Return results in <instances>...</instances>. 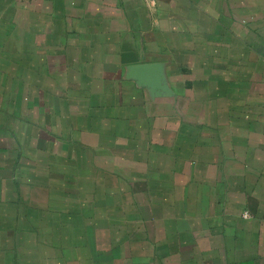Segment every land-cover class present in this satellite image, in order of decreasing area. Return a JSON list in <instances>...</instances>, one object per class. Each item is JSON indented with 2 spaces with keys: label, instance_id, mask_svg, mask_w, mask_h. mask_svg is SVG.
Returning a JSON list of instances; mask_svg holds the SVG:
<instances>
[{
  "label": "crops",
  "instance_id": "0c3cea01",
  "mask_svg": "<svg viewBox=\"0 0 264 264\" xmlns=\"http://www.w3.org/2000/svg\"><path fill=\"white\" fill-rule=\"evenodd\" d=\"M0 264H264V0H0Z\"/></svg>",
  "mask_w": 264,
  "mask_h": 264
},
{
  "label": "built area",
  "instance_id": "2783aa9c",
  "mask_svg": "<svg viewBox=\"0 0 264 264\" xmlns=\"http://www.w3.org/2000/svg\"><path fill=\"white\" fill-rule=\"evenodd\" d=\"M244 217H245V218H247V217H248V215H247V214H245V215H244Z\"/></svg>",
  "mask_w": 264,
  "mask_h": 264
}]
</instances>
